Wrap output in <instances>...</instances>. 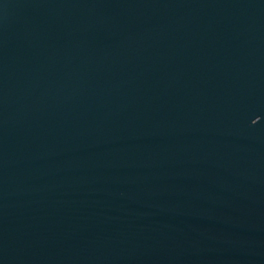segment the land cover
<instances>
[{
  "label": "water",
  "instance_id": "95a60500",
  "mask_svg": "<svg viewBox=\"0 0 264 264\" xmlns=\"http://www.w3.org/2000/svg\"><path fill=\"white\" fill-rule=\"evenodd\" d=\"M0 264H264V0H0Z\"/></svg>",
  "mask_w": 264,
  "mask_h": 264
}]
</instances>
